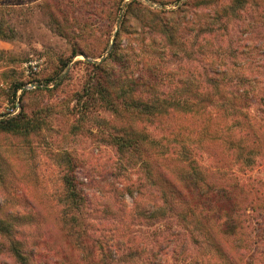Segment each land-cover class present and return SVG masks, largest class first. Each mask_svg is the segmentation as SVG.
Here are the masks:
<instances>
[{
	"label": "rangeland",
	"instance_id": "obj_1",
	"mask_svg": "<svg viewBox=\"0 0 264 264\" xmlns=\"http://www.w3.org/2000/svg\"><path fill=\"white\" fill-rule=\"evenodd\" d=\"M129 1L123 0L118 10L119 0H0V118L25 105L28 113L42 109L49 123L28 136L0 132V196L7 190L11 202L2 208L24 209L20 204L25 196L43 212L62 210L61 178L71 154L77 175L87 183L89 221L101 237L122 248L116 254L132 248L138 258L132 264H221L196 231L190 235L191 257L186 261L178 263L171 254L154 257L152 251L167 234V226L140 216L158 203L144 166L100 138L99 129L108 113L94 110L74 128L78 120L75 98L85 87L90 69L86 61L98 62L107 55L120 27L123 5ZM135 1L145 8L165 10L186 1L183 8L189 10L191 21L180 20L171 34H165L157 30L156 16L130 9L120 37L125 39L123 28L128 24L137 27V39L144 37L133 42L141 49L130 54V75L157 82L156 70L173 71L182 80L180 86L195 88L207 85L214 76L212 67L218 66L226 73L224 83L233 89L264 86V0ZM14 83L22 89L11 102L7 92ZM250 97L254 102L259 95L250 93ZM219 147L205 138L192 143L195 153L202 154V164L229 170L225 155L216 164L204 152L208 148V153L220 154ZM247 174L260 180L263 171L256 167ZM246 224L249 250L264 251V224L253 214H248ZM1 258L0 254V264H6Z\"/></svg>",
	"mask_w": 264,
	"mask_h": 264
},
{
	"label": "trees",
	"instance_id": "obj_2",
	"mask_svg": "<svg viewBox=\"0 0 264 264\" xmlns=\"http://www.w3.org/2000/svg\"><path fill=\"white\" fill-rule=\"evenodd\" d=\"M187 4L176 2L175 9L166 10L145 8L135 0L123 5L120 27L107 55L98 62L86 61L90 69L85 87L75 98L78 120L74 128L85 123L94 110L108 113L109 118L99 129L100 138L144 166L145 179L156 191L158 203L140 216L167 226V234L152 251L154 257L171 254L178 263L186 261L191 257L190 235L196 231L221 264H264V251L252 253L245 235L248 214L259 217L264 224V86L233 89L224 83L226 73L218 66L212 67L214 76L207 85L195 88L180 86L182 80L173 71L162 74L156 70L155 76L160 79L157 82L127 71L130 54L141 49L133 42L144 38H136L139 33L132 24L123 28L125 39L120 37L128 11L144 9L156 16L159 32L171 34L178 21H191L189 10L183 8ZM75 55L72 52L71 56ZM19 89L21 84L14 83L7 92L8 100L14 102ZM250 93H257L259 98L251 102ZM24 107L0 118V132L28 136L46 128L47 113L42 116V109L28 113ZM204 138L220 146V154L216 155L208 153L207 148V157L220 164L225 155L230 161L229 170L200 162L202 154L195 153L192 143L203 142ZM66 163L60 211L43 212L25 196L19 203L24 209L3 210L11 203L5 194L8 191H3L0 254L5 263L132 264V259H138L132 248L126 254H116L122 248L93 229L86 214L87 183L77 175L71 154ZM256 167L263 171L260 180L247 174Z\"/></svg>",
	"mask_w": 264,
	"mask_h": 264
}]
</instances>
